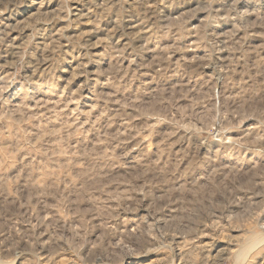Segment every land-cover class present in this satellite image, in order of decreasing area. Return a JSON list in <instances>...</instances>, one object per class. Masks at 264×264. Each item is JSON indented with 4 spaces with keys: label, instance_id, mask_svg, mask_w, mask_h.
Returning <instances> with one entry per match:
<instances>
[{
    "label": "rangeland",
    "instance_id": "obj_1",
    "mask_svg": "<svg viewBox=\"0 0 264 264\" xmlns=\"http://www.w3.org/2000/svg\"><path fill=\"white\" fill-rule=\"evenodd\" d=\"M0 29V264H264V0H0Z\"/></svg>",
    "mask_w": 264,
    "mask_h": 264
},
{
    "label": "bare ground",
    "instance_id": "obj_2",
    "mask_svg": "<svg viewBox=\"0 0 264 264\" xmlns=\"http://www.w3.org/2000/svg\"><path fill=\"white\" fill-rule=\"evenodd\" d=\"M0 30H1L2 33H4V31H6V30H3V29H0ZM7 32H8V30H7ZM7 32H5L6 37H10L11 34H8L9 32H8V33H7ZM11 32H12V31H11ZM241 251H242V250H241ZM237 253H238V252H237ZM241 253H242V252H241ZM239 254H240V253H239ZM235 255H236V254H235ZM239 256H241V255H239ZM236 257H237V255H236ZM240 262H241V261L237 258L236 261H235V264H240Z\"/></svg>",
    "mask_w": 264,
    "mask_h": 264
}]
</instances>
